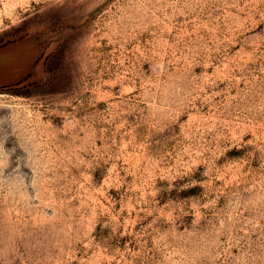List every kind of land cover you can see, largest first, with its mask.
<instances>
[{
    "label": "rangeland",
    "instance_id": "1",
    "mask_svg": "<svg viewBox=\"0 0 264 264\" xmlns=\"http://www.w3.org/2000/svg\"><path fill=\"white\" fill-rule=\"evenodd\" d=\"M0 264H264V0H0Z\"/></svg>",
    "mask_w": 264,
    "mask_h": 264
}]
</instances>
